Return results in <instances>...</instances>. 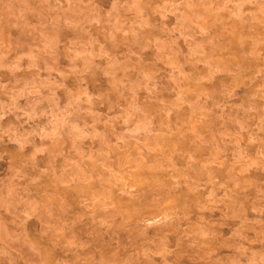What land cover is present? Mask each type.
Wrapping results in <instances>:
<instances>
[{"label":"rangeland","instance_id":"374dc122","mask_svg":"<svg viewBox=\"0 0 264 264\" xmlns=\"http://www.w3.org/2000/svg\"><path fill=\"white\" fill-rule=\"evenodd\" d=\"M0 264H264V0H0Z\"/></svg>","mask_w":264,"mask_h":264}]
</instances>
